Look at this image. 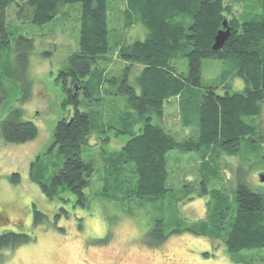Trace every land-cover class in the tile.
<instances>
[{
    "label": "trees",
    "instance_id": "16d2710c",
    "mask_svg": "<svg viewBox=\"0 0 264 264\" xmlns=\"http://www.w3.org/2000/svg\"><path fill=\"white\" fill-rule=\"evenodd\" d=\"M125 1V26L140 24L147 34L143 40L119 46L120 59L128 66L119 80L112 81L117 90L105 93V83L109 81L99 62L111 51L108 0H0V78L14 77V82H19L20 69L27 67L34 43L20 35L15 38V44H11L7 9L16 3L21 21L42 26L54 21L63 6L81 4L79 49L71 55L68 68L57 79L65 92L64 108H74L71 116L58 122L49 149L57 148L62 164L47 179L37 176L33 165L31 180L50 200L67 191L84 207L89 197L86 190L91 187L96 167L83 158V147L90 145L92 138L99 142L96 135L113 128L109 125L111 118L105 122L103 111L97 110L102 107L103 93L126 96L129 110L117 121L120 133L130 137L108 162L111 173L135 166V186L128 190L120 188L124 199L138 200L139 206L142 202L163 200L171 192L169 155L176 152L198 155L194 167L199 169L200 178L196 180H200L201 188L188 191L207 200L205 219L169 234L165 233L164 221L156 220L145 244L148 248H157L170 235L186 231L212 242H223L237 262L248 264L242 252L264 248V193L250 188L242 178V168H238L235 176L234 196L215 185L221 178V159L241 158L243 143L258 159V164H264L259 147L264 137L260 140L253 137L257 126L247 120L260 115L264 103V0L255 3L256 14L245 11L244 17L236 16L226 0ZM225 20L230 35L223 47L215 50V37L225 29ZM11 49L17 53L18 68L15 69H11L9 62L8 50ZM5 54L8 61L3 58ZM183 58L188 61L187 74L179 72L176 65ZM206 59L228 61L230 67L222 78H240L245 84L244 90L220 95L214 87H203L202 66ZM135 65L143 67L138 78L140 94L130 83V68ZM30 97L28 92L27 98ZM175 97L179 99L180 124L169 126L179 124L178 132L162 124L166 103ZM83 104L90 109L82 110ZM22 119L23 110L18 108L10 110L8 116L0 120V136L6 143L25 144L37 138V125ZM188 130L193 131L188 135ZM179 133L184 135L181 139ZM191 180L193 176L186 181ZM12 182H20L19 174H13ZM44 217L35 210V224H40ZM32 241V236L26 233H4L0 235V253Z\"/></svg>",
    "mask_w": 264,
    "mask_h": 264
},
{
    "label": "rangeland",
    "instance_id": "374dc122",
    "mask_svg": "<svg viewBox=\"0 0 264 264\" xmlns=\"http://www.w3.org/2000/svg\"><path fill=\"white\" fill-rule=\"evenodd\" d=\"M256 2L226 0L236 16L245 15V11L256 14ZM108 3L111 51L99 62L109 81L105 83V93L117 90L112 81L119 80L128 66L120 59L119 46L143 40L147 34L140 24L125 26V0H108ZM6 14L11 44L14 45L15 38L23 35L32 39L34 49L28 54L27 67L20 65L19 82H14V77L0 78V120L5 119L10 110L20 108L23 110L22 120L34 122L39 133L35 140L25 144H8L0 136V235L18 232L33 238L31 243L2 251L0 264H244L228 253L223 242H212L186 231L170 235L157 248H148L145 244L156 220L164 221L165 233L169 234L174 229L185 230L205 219L207 200L188 191L189 188H201L200 180H196L200 178V172L194 167L198 155L176 152L169 155L168 187L171 192L163 200L150 204L142 202L139 206L138 200L124 199L120 188L128 190L135 186V166H126L120 174V171L111 173L108 162L122 150L130 137L120 133L121 126L117 121L129 110L126 96H105L103 93L102 107L94 108L103 111L105 122L111 118L109 125L113 128L96 135L99 142L92 138L90 145L83 147V158L96 167L91 187L86 190L89 197L85 206L78 205L76 198L67 191L60 192L53 200L43 194L30 175L34 165L35 174L47 179L62 164L57 148L49 149L58 122L71 116L74 108H64L65 92L57 79L68 68L71 55L79 49L81 4L63 6L54 21L42 26L21 21L16 3L7 9ZM8 51L11 69L18 68L17 53L13 49ZM8 56L5 54L3 58L8 61ZM176 65L179 72L188 73L186 59H180ZM229 67L228 61L204 60L203 87H214L220 95L226 91L244 90L245 84L240 78L225 79L226 82L222 78ZM142 70L140 65L130 68V83L138 94V78ZM28 92L30 98H27ZM261 105V114L247 119L257 126L253 137L259 140L264 137V103ZM165 107L167 112L162 124L178 132L179 99L169 100ZM81 109L88 111L90 108L83 104ZM177 122L178 125L169 126ZM192 131L188 130L186 134ZM178 135L180 139L184 136ZM259 147L264 157V143ZM242 151L239 159H221V178L215 186L234 196L235 176L238 168H242V178L250 188L264 193L261 179L264 164H258V159L249 153L245 143ZM13 174H19L18 184L12 182ZM192 176L193 181L187 182ZM35 210L45 215L40 224H35ZM242 255L246 256L244 260L248 264H264V248L243 251Z\"/></svg>",
    "mask_w": 264,
    "mask_h": 264
},
{
    "label": "water",
    "instance_id": "95a60500",
    "mask_svg": "<svg viewBox=\"0 0 264 264\" xmlns=\"http://www.w3.org/2000/svg\"><path fill=\"white\" fill-rule=\"evenodd\" d=\"M223 24H224V28L225 29L224 30H220L218 32V34L216 35V37H215V43H214V46H213V48L215 50L221 49L223 47L225 41L227 40V38L230 35V28L228 26L227 21L225 20L223 22ZM261 179H262V181H264V176L263 175H261Z\"/></svg>",
    "mask_w": 264,
    "mask_h": 264
}]
</instances>
